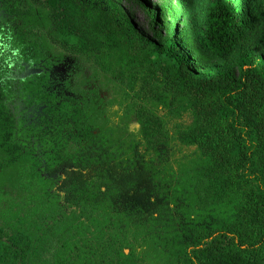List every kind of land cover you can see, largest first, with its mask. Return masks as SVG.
<instances>
[{
	"label": "trees",
	"instance_id": "obj_1",
	"mask_svg": "<svg viewBox=\"0 0 264 264\" xmlns=\"http://www.w3.org/2000/svg\"><path fill=\"white\" fill-rule=\"evenodd\" d=\"M147 7L152 40L112 0H0V167L16 187L0 189V264H264V0H174L168 18ZM45 39L189 112L177 139L197 147L195 164L165 170L168 134L142 104L126 144L81 106L54 111ZM63 126L75 147L56 159ZM110 225L140 244L120 245Z\"/></svg>",
	"mask_w": 264,
	"mask_h": 264
},
{
	"label": "rangeland",
	"instance_id": "obj_2",
	"mask_svg": "<svg viewBox=\"0 0 264 264\" xmlns=\"http://www.w3.org/2000/svg\"><path fill=\"white\" fill-rule=\"evenodd\" d=\"M137 26L140 33L148 40L154 38L153 32L158 23L153 22L149 7L158 9L161 17L168 18L165 7L174 0H112ZM37 16L39 13L37 12ZM40 28L46 31L47 23L38 17ZM45 59L39 64L47 62L49 65L48 79L43 89L50 95L54 102V111L65 104L72 110L74 104L81 106V114L87 122L95 123L101 127L105 136L111 140L120 139L123 143L139 138V126L136 122L134 109L138 104L144 105L149 110L160 116L164 130L169 137V158L164 163L168 172L185 173L192 167L198 157V149L195 145H186L177 139L178 132L187 127L191 121V115L172 105L157 103L153 100L142 99L131 91L125 83H119L110 73L105 72L97 64L91 55H81L67 52L45 39L43 44ZM256 53L264 59V40L258 45ZM37 67L38 63L33 64ZM233 73L237 72L235 66ZM71 105V106H70ZM72 106V107H73ZM39 113L44 107L40 106ZM35 109L31 112L32 116ZM48 112V111H47ZM48 115L54 117V112ZM39 116V115H38ZM32 116L31 120L39 124L40 120ZM58 120V119H57ZM72 121V120H71ZM73 132H69L65 126L61 143L56 149H52L56 159L66 156L67 151L75 147ZM1 155V154H0ZM14 173L11 168L0 167V189H5L8 195H12L14 187ZM31 191H29L30 193ZM111 235L122 244L135 242L140 244V235L131 228H118L110 225Z\"/></svg>",
	"mask_w": 264,
	"mask_h": 264
},
{
	"label": "water",
	"instance_id": "obj_3",
	"mask_svg": "<svg viewBox=\"0 0 264 264\" xmlns=\"http://www.w3.org/2000/svg\"><path fill=\"white\" fill-rule=\"evenodd\" d=\"M41 71L40 68L37 67H29L27 69V66L24 67V71L20 74L21 78L30 75V74H34V73H39Z\"/></svg>",
	"mask_w": 264,
	"mask_h": 264
},
{
	"label": "flooded vegetation",
	"instance_id": "obj_4",
	"mask_svg": "<svg viewBox=\"0 0 264 264\" xmlns=\"http://www.w3.org/2000/svg\"><path fill=\"white\" fill-rule=\"evenodd\" d=\"M27 66V69L29 68V65H24V67ZM24 69V68H23Z\"/></svg>",
	"mask_w": 264,
	"mask_h": 264
}]
</instances>
